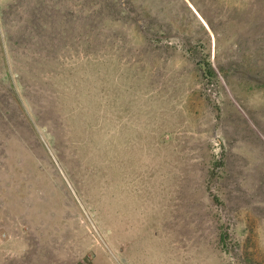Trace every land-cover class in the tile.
<instances>
[{
  "label": "rangeland",
  "instance_id": "374dc122",
  "mask_svg": "<svg viewBox=\"0 0 264 264\" xmlns=\"http://www.w3.org/2000/svg\"><path fill=\"white\" fill-rule=\"evenodd\" d=\"M0 264H264V0H0Z\"/></svg>",
  "mask_w": 264,
  "mask_h": 264
}]
</instances>
